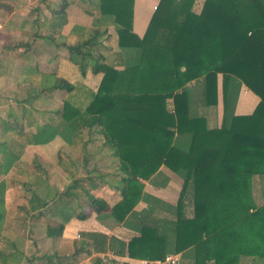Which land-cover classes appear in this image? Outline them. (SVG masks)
<instances>
[{
	"label": "trees",
	"instance_id": "obj_1",
	"mask_svg": "<svg viewBox=\"0 0 264 264\" xmlns=\"http://www.w3.org/2000/svg\"><path fill=\"white\" fill-rule=\"evenodd\" d=\"M76 1L91 17L85 39L57 42L64 10L75 0H59L50 18L34 22L33 35L39 33L65 50L81 77L101 74L98 87L93 92L80 83L70 84L53 69L38 73L49 83L30 89L23 103L31 105L59 92L60 107L36 124L26 141L44 145L59 136L67 145L84 148L97 135L116 160L118 172L108 175L120 199L108 209L85 192L80 183L87 179L90 184L94 171L85 169L90 156L84 154L80 173L59 164L70 177L77 174L55 198L39 199L31 190L27 204L30 211L51 205L49 213L57 219L44 227V236L51 240L61 236L69 219L86 218L79 211L81 193L87 195L92 212L106 214L136 235L123 242L100 233L83 234L69 255L53 253L36 264H75L78 255L91 252L146 261L178 255V264H238L241 258L264 264V205L257 206L252 196V178L264 175V0H203L198 13L192 9L195 0H159L141 38L131 30L133 0ZM111 35L117 63L102 53L103 40ZM218 77L221 120L219 127L209 128L202 114L216 106ZM242 86L258 98L249 115L234 113ZM83 132L88 135L85 142ZM160 167L181 185L175 205L166 206L170 217L151 227L140 223L141 214L133 208L140 201L158 203L142 189L144 182L167 183ZM5 187L0 181V232ZM6 246L13 249L0 250L1 264L17 254L13 242ZM93 264H101V259Z\"/></svg>",
	"mask_w": 264,
	"mask_h": 264
},
{
	"label": "crops",
	"instance_id": "obj_2",
	"mask_svg": "<svg viewBox=\"0 0 264 264\" xmlns=\"http://www.w3.org/2000/svg\"><path fill=\"white\" fill-rule=\"evenodd\" d=\"M59 0H0V4L3 5V7L0 8V29H5L4 33L6 37L10 38L14 34L15 36L19 37L16 41H20L21 38H25L23 40V43L25 44L23 48L25 47H32L31 52H19V48H16L12 50L8 45L7 42L11 43V41L3 40L0 46V91H9L11 88H9L10 82L15 83H27L29 81L23 80L20 77L19 69L23 67V63L19 60H27L31 58L35 63H33V66L31 68L32 74H35L36 76L38 73H44L40 70L39 64L41 63V59L45 60V67L48 68V70H54V73L57 77L62 78L66 80L70 84L80 83L85 88L96 91L101 74L93 75L90 72H87L83 77H81L75 68L71 63H69L66 59V52L63 49L55 48L53 45L48 43L45 39L39 38V33H36L34 36V30H33V24L37 21V19L42 22L44 18H50V12L57 8ZM203 0H195V3L192 7L193 11L195 13H198L201 7ZM159 0H133L132 3V19H131V30L132 33L137 36L138 38H141L142 35L145 32V29L147 27V24L149 22V19L157 6ZM77 1L75 0L74 3H70L64 10L65 12V25L62 27L60 31V37L57 39V42H64L66 44H73L75 42L82 41L87 37L89 34V28L91 25V17L86 15L81 11V9L78 7ZM27 29V30H26ZM40 34L43 33V35H46L43 30H40ZM4 35V34H3ZM4 35V36H5ZM24 36V37H23ZM31 37L32 42L29 41V38ZM9 39V40H10ZM103 46L104 51L102 53L105 55L106 58L111 59L108 54L117 52L118 49L116 47L115 37L110 36L107 41H105V38L103 40ZM5 45L8 47L5 48ZM36 51H34V48ZM45 47H47L45 49ZM22 48V47H21ZM19 49V50H18ZM18 50V51H17ZM46 58V59H44ZM15 61V62H14ZM14 62V63H13ZM70 75H73L72 79ZM24 81V82H23ZM16 86V84H15ZM15 86H13V89H15ZM217 98H216V106L210 109H207L203 111V116L206 119L207 125L209 128H215L219 127L220 120H221V98H220V84H219V77L217 79ZM11 92V91H10ZM56 93L54 92L50 98L55 100L52 101L53 104L57 102L58 106L57 108H54L53 110H48L47 115L48 119L52 117V112H54L56 109L60 107V97L59 100H56ZM258 102V98L251 93L249 90H247L245 87H241L238 93L237 101L235 104V115H249L254 107L256 106ZM37 103L34 101L31 104V111L38 112V110H33V105ZM20 111H22V105H24L23 101L20 103ZM18 104V105H19ZM23 112V111H22ZM21 121H23V116L20 117ZM36 124H41L39 122L31 123L29 122L24 127L18 126L16 130H14L16 136L19 132L20 139H23L21 142V146L18 148V151L15 156V160L13 163H11L10 168L8 169L7 173L11 169L17 168V163H20L19 155L22 153H27L32 156H36V158L45 157L47 156V161L49 168L56 170L60 169L59 164L64 163L69 168L73 169L72 171L80 170L79 172H82L81 170V160L79 162V165L75 163L74 160H71L68 157V153L72 152L74 148H78L80 144L75 145H67L59 136H56L52 141H50L47 144L44 145H32L29 144L26 141V137L29 135L30 132L34 130V126ZM21 129V130H20ZM13 130V129H12ZM28 131V132H27ZM86 136V140H83V142L87 141L88 135L83 132L81 133V136ZM14 138H16L14 136ZM92 142L89 144L99 142L98 148L94 150L95 152L92 154L97 155L96 157L105 156L103 158L110 159V163L103 160V162L95 168L90 167L87 168L88 162L85 165L86 170H91L95 172V177L97 178V181L91 180V183L87 181V179H83L80 183L81 186L84 188L85 192H88L89 189L94 192L96 198L101 199L110 209L115 203H117L120 199L118 191L113 187L114 183L111 181L108 174H116L117 171V163L116 160L112 158L111 153L112 151L108 147L102 146V139L98 137L97 135L91 136ZM78 145V146H77ZM40 146V147H38ZM67 150L68 153H64V151ZM62 154L64 155V159L62 158ZM87 155L86 152L82 154ZM60 157V158H59ZM91 157V155H90ZM61 158L63 160H61ZM92 159V158H91ZM93 163L94 160H93ZM62 165V164H61ZM110 168V170L108 169ZM93 169V170H92ZM61 170V169H60ZM62 171V170H61ZM159 173L166 177L168 179L167 183L165 185H161V180L158 181V186L151 184L150 182H144L143 183V189L142 192L149 196L150 198L155 199L158 203L151 201L148 205L145 202H138L134 208L133 211L140 215V223L143 225L155 227L157 224V220L159 219H167L169 218V214L166 212V206H174L177 200L178 192L180 189L181 181L172 173H170L167 169L160 167ZM63 172V171H62ZM6 173V174H7ZM74 173V172H73ZM65 178L66 175L63 173ZM0 181L4 182L5 186L7 187V183L4 179H1ZM69 182V180H66L64 183L63 188L65 185ZM84 182V183H83ZM5 187V191L6 188ZM52 188V186H49ZM50 188V189H51ZM62 187H53L50 191L52 195L50 197L47 194L40 195L39 193H35L34 195L38 197L39 199L44 198L45 196L48 198V200H51L57 196L58 193H60L63 189ZM5 191H4V197H3V206L5 209V217L3 221V229L0 232V250H4L6 253L12 252L11 247L6 246L8 242H13L15 245V248L17 250V254L14 259H10L6 262V264H36L37 260H39L41 257L44 256H51L53 253L57 255H69L71 251L73 250V244L75 242L76 236H80L83 234L88 233H100L105 236H113L123 242L128 241L132 236H135L136 233L127 227L122 226V224H115L106 214H100L96 215L94 212H92L87 204L85 205L86 211L83 213L86 215V218L84 220H76L74 218L69 219L66 223L63 225V230L61 232V236L51 240L49 238H27V242L32 244V247L34 248L32 252L26 253L25 248H27V245H24L22 247V242L18 243L15 240H9L7 239V231H8V210H7V202L5 198ZM82 195L86 198L85 203L87 202V195L82 193ZM252 196L254 199V202L257 206L264 205V175L263 176H255L252 178ZM153 209L151 212H149L150 209ZM189 208L187 210V213H189ZM38 212H42V209H36L34 208L31 213H26L24 216H26V225H23L22 219H20L16 224L20 225L18 232L23 233V231L26 232V234L30 236V233L34 232V226L33 224L29 223V220H38L41 219L43 216H45V213L42 212L41 216H37ZM50 219H57L55 216H51V214L48 212ZM18 217L16 218V220ZM135 221H131V224ZM13 226V225H10ZM16 227V226H15ZM25 228V229H24ZM34 235V233H33ZM20 237V236H19ZM21 239V238H20ZM19 240V238L17 239ZM45 244H48L49 252H42V246H45ZM86 256V257H85ZM95 258L101 259V264H110L111 261H114L115 264H141V261L143 260H134V259H128L127 257H113L108 253H81L76 258L75 264H93V261ZM249 259L251 260V264H261V262L258 259H250V258H241L239 259L240 264L243 262L242 260ZM260 262H258V261ZM1 264V263H0Z\"/></svg>",
	"mask_w": 264,
	"mask_h": 264
},
{
	"label": "rangeland",
	"instance_id": "obj_3",
	"mask_svg": "<svg viewBox=\"0 0 264 264\" xmlns=\"http://www.w3.org/2000/svg\"><path fill=\"white\" fill-rule=\"evenodd\" d=\"M4 30L5 29L3 28L0 29V46L3 40L11 41L10 38H12L13 42L11 43L7 42L9 44L8 46L15 44L17 42L16 40L19 38L14 35L16 34V32L13 34V36H11L10 38L9 37L7 38L4 33L5 32ZM21 37H20L19 42H23V40H25V38H21ZM30 40H32L31 37L29 38V41ZM46 48L47 47H45V49ZM19 49H18L19 52L22 51V53L24 52L30 53L32 47L30 46L25 47V48L20 47ZM35 49L37 48L35 47L34 51H36ZM108 55L111 58L109 60L112 61L113 63H117L120 59L118 56V51L117 52L115 51ZM0 60H1V57H0ZM19 61H21V63L24 62L23 63L24 65L23 67L19 69L18 74L20 73L21 79L23 80L25 79L29 82L25 83L23 81L24 83L22 84L10 82L9 88L11 89L9 91H0V180L4 179L7 183V187H6L7 189L5 191V198H6V202L8 206L7 210H8V222H9L8 231H7V236H8L7 239L15 240L18 243L22 242V247L24 245H27V248H25V252L30 253L35 247L33 248L32 244L27 242V238H31V239H34L35 237L44 238L45 225L47 223L52 224L53 221L54 222L56 221L55 219H50L51 217L49 216V214H47L49 211L52 210V208H50L51 205H49L45 209H42V212L45 213V216H43L41 219H38V220H29V223H31V225L33 224V226L35 227L34 232H32V234L30 233V236L29 234L27 235L25 231H23L22 234L19 233L20 231L18 232L19 226L21 224L17 225L16 223L20 219L24 218L21 220L23 221L22 223L24 226H27L26 223H28L26 222L27 218L26 216H24V214L26 213L27 215L28 213H31L30 211L31 209L27 204V201L31 196L30 195L31 190H35V193H39L40 195L47 194L50 197V195H52L50 190L53 187L63 188L65 181L70 180V178L73 175L75 176L80 170H78L77 173L74 172L75 174L72 172L73 175L71 177L68 174H65L66 175V178H65L63 172L60 169H56V170L53 169L52 171V169L49 168L47 156H45L44 158L43 157L36 158L35 155L32 156L24 152L19 155L20 163L19 162L17 163V168L11 169L7 174H1L4 171V168L7 165L13 163V161L15 160L14 154H16V152L18 151V148L21 146L20 144L23 140V139H20L21 132H19L18 135L16 136V134L14 133L15 132L14 130H16L15 128L16 127L18 128V126L20 125L24 127L29 122L31 123L33 122L35 123V121L39 123L46 122L48 120L47 111L53 110L54 108H57L58 106L57 104L58 101H56V103L53 104L52 101H55V100L51 98L48 100L47 99L48 97L45 99V97L43 96L44 98L41 97L43 98L42 101L37 100L38 102L33 105V108H34L33 110L34 111L38 110V112L31 111V109L29 108L31 107V105H28L27 103L22 105L23 106L22 109L24 108L23 109L24 111L23 112L20 111L19 103L23 101V99L26 97L29 90L39 89V87L47 86L49 83V80L47 79L45 80L44 79L45 77L42 78L38 75L36 76L35 74H32L31 68L33 66V63L35 62L31 58L27 60L23 59ZM44 61L45 60L41 59V63L39 64V67L41 71L47 72L49 70L47 67L44 68L46 66ZM70 77L74 79L73 75H70ZM1 86L2 85L0 83V87ZM13 86H15V89H13ZM59 96H60V93H56L55 99L59 100ZM21 115L23 116V119H22L23 121H21L20 119ZM14 136L16 138H14ZM82 139L86 140V136L83 135ZM98 144L99 142L87 144L84 148H82L81 146H78L79 145L78 144L77 145L78 148L77 147L74 148V150H72L71 153L70 152L68 153L67 150H65L64 153H68V157L71 160H74L78 166L80 160L82 159V154L86 152L89 156L91 155L90 160L88 161L87 168L88 169L90 167L95 168L96 166H98L99 168V165L103 162L104 159H106L105 161H107L108 163H110V159L103 158L105 156L96 157L97 155L92 154V152L93 153L95 152L94 150L96 149ZM62 158L64 159L63 154H62ZM62 158L61 160H63ZM93 160L95 163H93ZM108 169L110 170V168ZM95 175H96L95 172H91L89 176L92 177L91 180H93L94 178V181L96 182L97 178L95 177ZM49 186H52V188ZM88 191H89V194L95 195L94 192L91 191V189H89ZM85 200L86 198L81 193L79 195L78 204L81 207L79 211H81L82 213L86 211L85 205L87 202L85 203ZM17 217L18 219L16 220ZM10 225H13V226H10ZM18 238L19 240H17ZM78 240H80V238L79 236L78 238L76 236L75 241H78ZM42 252H46V253L49 252L48 244H45V246H42L41 253ZM242 261L243 262H241L240 264H251V260L249 259H244Z\"/></svg>",
	"mask_w": 264,
	"mask_h": 264
},
{
	"label": "built area",
	"instance_id": "obj_4",
	"mask_svg": "<svg viewBox=\"0 0 264 264\" xmlns=\"http://www.w3.org/2000/svg\"><path fill=\"white\" fill-rule=\"evenodd\" d=\"M141 264H178V255H166L162 260H154V261L143 260L141 261Z\"/></svg>",
	"mask_w": 264,
	"mask_h": 264
}]
</instances>
